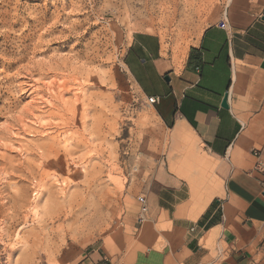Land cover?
<instances>
[{
  "label": "rangeland",
  "instance_id": "obj_1",
  "mask_svg": "<svg viewBox=\"0 0 264 264\" xmlns=\"http://www.w3.org/2000/svg\"><path fill=\"white\" fill-rule=\"evenodd\" d=\"M230 3L0 0L4 264H177L180 236L152 200L168 182L189 191L179 155L208 188L214 164L161 123L123 58L136 32L183 55Z\"/></svg>",
  "mask_w": 264,
  "mask_h": 264
},
{
  "label": "crops",
  "instance_id": "obj_2",
  "mask_svg": "<svg viewBox=\"0 0 264 264\" xmlns=\"http://www.w3.org/2000/svg\"><path fill=\"white\" fill-rule=\"evenodd\" d=\"M123 64L161 123L214 164L208 188L179 155L171 171L187 173L189 191L168 182L152 200L180 236L177 264H264V0H231L227 23L204 28L183 55L136 32Z\"/></svg>",
  "mask_w": 264,
  "mask_h": 264
},
{
  "label": "bare ground",
  "instance_id": "obj_3",
  "mask_svg": "<svg viewBox=\"0 0 264 264\" xmlns=\"http://www.w3.org/2000/svg\"><path fill=\"white\" fill-rule=\"evenodd\" d=\"M68 152V151H67ZM59 160V159H58ZM53 164H55V163H53ZM39 168V167H38ZM54 168H52L51 167V165H48L45 169H43L42 170V174H41V177L42 178H47L48 177V175H50L49 174V172H51V170H53ZM56 172V171H55ZM26 173H27V175L28 176H30V177H32L33 175H34V171L32 170V169H29V168H26ZM52 175H53V173H52ZM54 175H56V173L54 174ZM33 178H35V177H33ZM37 178V177H36ZM38 179V178H37ZM36 180V179H35ZM34 185V184H33ZM38 186H39V184H37ZM35 186V185H34ZM41 186H39L38 188H37V192L40 194V195H42V193H44V192H42L41 191ZM37 193V194H38ZM38 198V197H37ZM11 202V201H10ZM17 202V201H16ZM22 202V201H21ZM12 203V202H11ZM11 203H10V206H11ZM14 204V203H13ZM10 206H9V208H10ZM17 206V205H16ZM20 206V205H19ZM18 206V207H19ZM14 208V207H13ZM22 208V207H21ZM27 208V207H26ZM20 209V208H19ZM12 210V209H11ZM16 210H18L17 208H16ZM15 210V211H16ZM11 212V211H10ZM18 213V212H17ZM10 214V213H9ZM14 214H15V212H14ZM8 215V214H7ZM17 217V216H16ZM11 218V217H10ZM9 218V219H10ZM12 219V218H11ZM11 219H10V221H11ZM15 220V219H14ZM11 222H13V221H11ZM10 226V225H9ZM9 226H8V228H9ZM6 227H7V224H6ZM0 229H1V227H0ZM4 229H6V228H4ZM3 230V229H2Z\"/></svg>",
  "mask_w": 264,
  "mask_h": 264
},
{
  "label": "built area",
  "instance_id": "obj_4",
  "mask_svg": "<svg viewBox=\"0 0 264 264\" xmlns=\"http://www.w3.org/2000/svg\"><path fill=\"white\" fill-rule=\"evenodd\" d=\"M222 23L223 24H226L227 23V14H225L223 16ZM146 101H147V104L149 106H152V105H154L157 102V100L155 98H148V99H146ZM140 212H141V216H143V215H145L147 213V207H146V205H143L141 207ZM0 264H4V261L2 260L1 256H0Z\"/></svg>",
  "mask_w": 264,
  "mask_h": 264
}]
</instances>
